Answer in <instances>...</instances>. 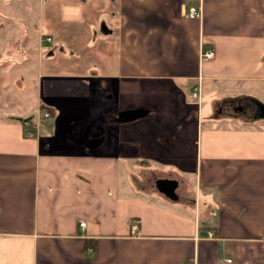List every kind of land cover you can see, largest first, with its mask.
I'll use <instances>...</instances> for the list:
<instances>
[{
	"label": "crops",
	"instance_id": "obj_1",
	"mask_svg": "<svg viewBox=\"0 0 264 264\" xmlns=\"http://www.w3.org/2000/svg\"><path fill=\"white\" fill-rule=\"evenodd\" d=\"M0 98V264H264V0H0Z\"/></svg>",
	"mask_w": 264,
	"mask_h": 264
},
{
	"label": "rangeland",
	"instance_id": "obj_2",
	"mask_svg": "<svg viewBox=\"0 0 264 264\" xmlns=\"http://www.w3.org/2000/svg\"><path fill=\"white\" fill-rule=\"evenodd\" d=\"M24 10L27 13H30V12L36 13V8H33V7H29V8H26ZM12 15H14V17L17 16V15H15L13 13H12ZM14 53H15V51L13 52V56H14ZM56 55H59V53L57 52ZM44 59H45L44 66H46V64H48L47 63V58H44ZM82 62H83V64H77V65H75L73 67V69H76V70L81 69V70L87 71V69H88L89 66H86V65L90 64V60H88V61L83 60ZM86 62H87V64H84ZM64 69H69V64H68V62L66 60L62 61L61 63H58L57 67L54 68L55 71H59V72L67 71V70H64ZM44 71L47 72L48 69L45 68ZM252 86L259 87L258 83L256 85H252ZM205 97L209 98L210 97V94L209 93H206ZM16 98L17 97H14V100H16ZM94 98H101V97H99V95H98V97H94ZM6 100L11 101L13 99L12 98H0V112L6 110L2 106V103H4V101H6ZM26 107H27V105H26ZM72 113H74V114H82V115L86 114V113H75V112H71V111H67L66 112V114L69 115V116H71ZM16 115L17 116H22V114L21 115L20 114H16ZM79 119H81V118H79ZM205 120L206 119H204L203 121H205ZM77 121L78 122H76V126H75L77 129H76L75 132H79V130L81 128H83L82 125L85 123L86 120H77ZM135 122L136 121H132V122H128V123H123V124H121V126H131ZM45 123L46 122H44V121L41 122V125H42V127H41L42 129L41 130H43V133H45V131H46L45 128H43V126L46 125ZM108 125H109L108 120H104V123L103 122L101 123V126L104 128V131L105 132L108 130L107 129L108 128ZM45 127H47V125ZM79 137L80 136H78V134H76L74 140L78 139ZM62 145H64V143ZM98 151H100V149H98ZM107 151H108V147H107V145H104V152H107ZM121 161L123 162L122 159H121ZM142 168H145V167H139V166L138 167H133V166L128 167V169H130V172L131 173L134 172L135 174H137L139 172V170L142 169ZM158 168H160V167L158 166ZM146 169L152 170V169H157V167H156V165H154L152 167H147ZM185 178H186V188H185L186 194L183 196V200L186 201L189 204H193L194 202H196V198H195V193H196V188H195L196 187V178H195L194 174H187V175H185ZM142 187H144V185H142ZM197 197L199 198V196H197ZM201 197H203V192H201ZM202 205H203V200H202ZM201 208H203V206H201Z\"/></svg>",
	"mask_w": 264,
	"mask_h": 264
},
{
	"label": "built area",
	"instance_id": "obj_3",
	"mask_svg": "<svg viewBox=\"0 0 264 264\" xmlns=\"http://www.w3.org/2000/svg\"><path fill=\"white\" fill-rule=\"evenodd\" d=\"M181 15L183 17H186L188 19H200L202 17V11L200 8V5H195V4H186V2H182L181 4ZM46 42H50V38H44ZM212 51L207 50L204 51L202 56L209 58L212 56ZM192 97L198 98V93L196 91L192 92ZM51 118V114L48 110L44 108H38V110L33 114V118L29 122H25L23 127L26 130V136L28 137H35L39 130L41 129L42 125L41 122L45 120H49ZM80 227L85 226L84 221H80L79 223ZM137 230V224L132 223L131 224V231L134 233ZM229 262V260H228ZM184 264H194V262L188 261L185 262Z\"/></svg>",
	"mask_w": 264,
	"mask_h": 264
},
{
	"label": "water",
	"instance_id": "obj_4",
	"mask_svg": "<svg viewBox=\"0 0 264 264\" xmlns=\"http://www.w3.org/2000/svg\"><path fill=\"white\" fill-rule=\"evenodd\" d=\"M147 114V110L144 108H137L131 110H124L118 113L115 118L117 123H127L139 118L144 117ZM100 143L99 139H90L86 142V146L89 148H95ZM158 188L169 197L175 196V188L177 186L176 182L170 180H159L157 181Z\"/></svg>",
	"mask_w": 264,
	"mask_h": 264
},
{
	"label": "trees",
	"instance_id": "obj_5",
	"mask_svg": "<svg viewBox=\"0 0 264 264\" xmlns=\"http://www.w3.org/2000/svg\"><path fill=\"white\" fill-rule=\"evenodd\" d=\"M42 108L46 109L45 107H42ZM46 110H47V109H46ZM50 114H51V113H50ZM32 118H33V115H30V116H28V117H21V116H19V117H17L16 119H17L18 121H20V122L22 123V125H24L25 122H29Z\"/></svg>",
	"mask_w": 264,
	"mask_h": 264
}]
</instances>
